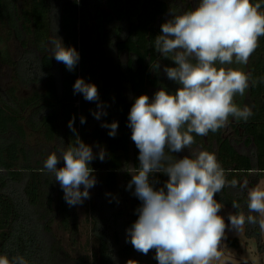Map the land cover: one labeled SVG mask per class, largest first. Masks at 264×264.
<instances>
[{"label":"trees","instance_id":"trees-1","mask_svg":"<svg viewBox=\"0 0 264 264\" xmlns=\"http://www.w3.org/2000/svg\"><path fill=\"white\" fill-rule=\"evenodd\" d=\"M196 3L197 0H72L69 17L62 0H0V64L12 69L11 83L0 88V254L22 255L29 264H56L58 247L42 235L45 226L41 220L55 213L68 229L73 206L64 200L54 175L43 170V162L49 153L73 144L78 134L92 146L94 154L101 147L106 152L103 162L97 157L90 164L98 179V191L104 193L108 205L104 209L100 204L98 213L88 216L96 243L92 253L95 262L88 264H128L130 260L158 264L155 250L144 255L127 242V229L138 219L136 209L142 203L133 195L134 186L127 188L132 178L130 169L139 166V150L131 139L128 114L136 97H150L151 88H163L158 67L162 55L155 50L154 39L161 33V25L171 18L170 9L179 14L191 10ZM253 3H261L264 11V0ZM102 9L107 11L105 18ZM91 15H95L94 30H89ZM71 21L74 30L69 31ZM56 35L80 55L71 77L64 74L65 65L52 56L50 40ZM8 39L15 43L13 53L4 44ZM247 70L258 83L247 90V106L253 115L240 122L242 131L236 130L238 137L225 136L223 128L206 136L193 134L192 147L214 153L229 184L237 182V187L225 186L215 196L231 208L233 215L248 214L247 188L254 187L264 175V82H259L264 81V37L259 39ZM77 78L97 86L99 102L107 113L99 122L92 115L100 110L97 102L74 94ZM40 82L44 84L41 93H18L20 86ZM73 116L76 133L68 128ZM81 116L84 124L80 123ZM113 121L119 127L115 137H110L109 129L101 124ZM26 129L39 133L43 141L34 147L27 143ZM52 142L51 150L46 149ZM237 144L249 151L238 150ZM166 155L178 159L177 153L167 149ZM62 166L63 161L58 167ZM167 180L164 173L150 175L156 189L164 187ZM244 181L247 188L240 187ZM234 202L240 207L233 208ZM253 215L260 219L258 214ZM241 231L247 238L259 239L258 225L246 223ZM226 242L238 245L235 237ZM257 247L263 249L264 242Z\"/></svg>","mask_w":264,"mask_h":264},{"label":"clouds","instance_id":"clouds-1","mask_svg":"<svg viewBox=\"0 0 264 264\" xmlns=\"http://www.w3.org/2000/svg\"><path fill=\"white\" fill-rule=\"evenodd\" d=\"M261 3L253 0H197L191 10L175 13L161 25V33L154 39V48L175 66H164L169 80L179 87L174 92L164 88L152 98L142 94L135 98L128 114L131 139L139 150V166L130 169L133 195L142 203L136 209L138 219L127 229V242L147 255L155 250L158 264H212L221 259L218 250L226 229L243 230L245 224L258 225L264 232V187L247 188V210L230 214L228 223L220 215L223 204L215 199L230 184L216 155L206 150L194 151L180 159L166 155L190 149L194 135L206 136L224 128L230 118L248 121L253 115L250 107L238 106L234 97L244 96L258 81L251 73L230 65H247L251 55L264 37V11ZM52 56L72 71L80 55L74 47H66L57 35L51 38ZM159 67V65H158ZM264 82V81H259ZM74 94H82L89 102H97L92 115L100 120L107 115L99 102V91L94 83L77 78ZM85 118L81 116L80 123ZM75 116L68 128L76 133ZM115 137L117 121L104 122ZM99 147V146H98ZM105 150L98 154L92 146L75 135L74 143L49 153L43 170L54 175L64 192V200L71 206L90 199L89 189L96 184L91 162L104 161ZM63 161V166L58 165ZM168 176L164 187L156 189L150 175ZM233 208L239 204L233 203ZM258 214L261 218L257 219ZM0 264H29L22 255L9 257L0 254ZM128 264H137L128 261Z\"/></svg>","mask_w":264,"mask_h":264},{"label":"rangeland","instance_id":"rangeland-1","mask_svg":"<svg viewBox=\"0 0 264 264\" xmlns=\"http://www.w3.org/2000/svg\"><path fill=\"white\" fill-rule=\"evenodd\" d=\"M64 7L65 14L69 17H71V8L70 3L72 0H62ZM64 15V12H62ZM103 17L105 18L107 16V11L105 9H102ZM76 14V12H75ZM89 24V30H94L95 28V15H91ZM106 21L104 20L103 23ZM73 23L68 22V30L73 29ZM104 29L107 27L103 26ZM74 30V29H73ZM77 25L75 33H77ZM70 39V36H69ZM4 44L7 46V49L11 53L15 51V43L8 39L4 42ZM66 47L71 46L70 44L66 45ZM106 48V47H105ZM107 51V49H105ZM108 52V51H107ZM122 59L124 56L121 57ZM164 66L174 67L175 64L171 59L164 58L163 56L159 59V78L160 83H162L163 88L166 89L169 92H174L179 85L169 80L166 76V74L163 71ZM229 67L234 68H241L243 71L248 72L247 65H237L233 64ZM64 74L68 75V77L72 76V71H69L66 67L63 69ZM11 74L12 69L9 67H5L0 64V88H6L11 83ZM161 88H151L150 89V98L154 96V94L160 90ZM44 90V84L43 82L37 83V84H30L27 86H20L19 94L22 96L31 95L34 92L41 93ZM247 93V91H246ZM245 93V95H246ZM240 96L236 95L234 97V102L240 106L244 107L247 105L246 101L241 102V99L246 96ZM74 103H77L74 102ZM99 122V120H98ZM241 121H236L234 118H230L229 123L223 128V132L225 136L228 137H235L236 136V130L241 132L242 130L239 127ZM27 143L33 145V147L39 142L43 141L41 138V135L39 133L30 132L29 129H26ZM238 137V136H236ZM54 145V142L49 143L46 147V149L51 150V146ZM237 148L240 151H249V149H245L243 145L237 144ZM244 148V149H243ZM194 151H200V149L197 146H191L190 149L185 148L182 152L177 153L178 159L190 155L191 152ZM243 184H246L244 181ZM261 186L264 187V175L260 177L257 182L255 183V186ZM98 179H96V184L93 188L89 189L90 192V199H86L83 204L73 206L72 213H71V222L69 224L68 229H65L61 223L59 222L58 216L54 213V215H46L45 218H43L41 221L43 222V225L45 226V229H43V234L45 238L50 240L51 244H55L56 247H58L57 252L58 255L56 256V264H88L91 262H95V259L92 257V253L96 249V243L95 240L91 234L90 230V222L88 220L89 217H93V214L98 213L100 210L99 205H103L102 208H106L108 203L104 198V193L101 191V193L98 191ZM92 205H94V209H92ZM231 213V208L223 205V208L221 210L220 215H222L225 219L226 224L228 223V217ZM92 215V216H91ZM260 217V216H259ZM261 218V217H260ZM235 237L238 240L237 246H229L227 245L226 239L227 238ZM264 242V232H261L259 234V239L257 240L255 237L247 238L243 235V232L235 231L231 229V226L226 229L224 238L221 240L219 245V251L221 252V259L219 261H213L212 264H264V248L261 250H258V243ZM49 243V242H48Z\"/></svg>","mask_w":264,"mask_h":264},{"label":"flooded vegetation","instance_id":"flooded-vegetation-1","mask_svg":"<svg viewBox=\"0 0 264 264\" xmlns=\"http://www.w3.org/2000/svg\"><path fill=\"white\" fill-rule=\"evenodd\" d=\"M194 6H192V8H193ZM182 10V9H181ZM246 97H243L242 99H241V102H240V104L242 103V102H244V100L247 102V93H246V95H245ZM247 104V103H246Z\"/></svg>","mask_w":264,"mask_h":264}]
</instances>
